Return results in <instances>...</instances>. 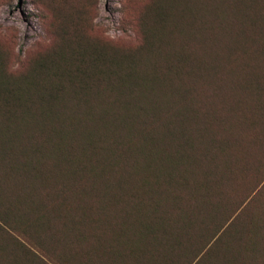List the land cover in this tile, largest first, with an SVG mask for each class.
I'll list each match as a JSON object with an SVG mask.
<instances>
[{
	"label": "trees",
	"instance_id": "obj_1",
	"mask_svg": "<svg viewBox=\"0 0 264 264\" xmlns=\"http://www.w3.org/2000/svg\"><path fill=\"white\" fill-rule=\"evenodd\" d=\"M235 2L253 12L250 30L233 29L246 35L221 36L216 0L206 19L162 12L132 45L98 36L14 69L0 45V264L261 262L255 212L196 245L240 133L264 139V116L221 117V82L264 98V0ZM184 13L203 20L188 31ZM184 33L192 46L170 47ZM186 92L213 105L178 117Z\"/></svg>",
	"mask_w": 264,
	"mask_h": 264
},
{
	"label": "rangeland",
	"instance_id": "obj_2",
	"mask_svg": "<svg viewBox=\"0 0 264 264\" xmlns=\"http://www.w3.org/2000/svg\"><path fill=\"white\" fill-rule=\"evenodd\" d=\"M0 0V45L7 52L10 68L27 65L30 59L39 53L51 52L56 48L64 50L81 49L86 42H94L100 36L105 42L94 44L126 45L135 43L146 32L148 23L164 12L168 19L176 17V8L185 5L204 14L206 9L216 0ZM161 11V12H160ZM191 13L180 14V18L190 23L198 16ZM200 17V21L203 20ZM184 23V27L186 24ZM252 10L245 13L237 9L235 0H221V36H238L253 26ZM185 31V29H184ZM168 35V34H167ZM186 33L171 38L172 48L191 47L190 36ZM181 36V37H179ZM99 37V38H100ZM137 40V39H136ZM170 40V39H169ZM90 43V44H92ZM4 47V48H3ZM171 48V49H172ZM251 85V83H247ZM251 89L242 82H221V117L223 116H264V98L256 100L246 95ZM159 105L165 100L160 98ZM170 103V102H169ZM213 102L208 98L188 93L174 99L173 111L178 117H195L200 115L193 110L196 107H208ZM254 136V135H253ZM240 144L234 145L229 151L230 168L221 173L224 180L220 195V207L202 227V241L208 242L221 230V222L230 217L253 215L254 237L259 239L264 231V139L258 134L242 131ZM250 140L249 146L243 147ZM219 229V230H218ZM218 230V231H217ZM217 231V232H216ZM200 234V233H199ZM259 264H264L262 257Z\"/></svg>",
	"mask_w": 264,
	"mask_h": 264
}]
</instances>
